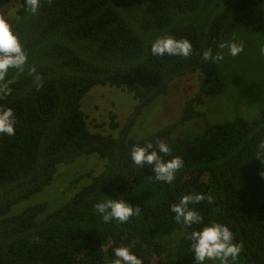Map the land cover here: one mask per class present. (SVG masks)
Instances as JSON below:
<instances>
[{
    "label": "trees",
    "instance_id": "1",
    "mask_svg": "<svg viewBox=\"0 0 264 264\" xmlns=\"http://www.w3.org/2000/svg\"><path fill=\"white\" fill-rule=\"evenodd\" d=\"M10 1L0 0V7ZM15 13L12 28L28 65L0 81V106L12 108L17 121L15 136L0 134V264H114L119 246L143 264H196L187 236L213 221L227 225L241 246L232 264H264V160L255 157L264 142V99L257 106L244 101L256 77H264V0H41L35 16L19 0ZM165 35L188 39L192 54L153 56L151 42ZM228 41L242 43L244 51L229 55L219 47ZM208 50L224 58L205 61ZM193 72L202 83L175 126L129 138L140 109L166 95L174 78ZM96 84L137 100L117 137L88 129L81 98ZM216 95L250 106L255 117L208 120L198 107ZM114 118L111 128L119 126ZM147 142L156 151L166 143L171 152L164 158L183 160L171 184L157 181L151 165L133 164V146ZM90 154L105 160L103 169L76 178L87 182L66 201L12 212L60 169ZM190 193L204 197L190 205L203 217L191 228L177 223L170 208ZM122 198L139 213L126 223H105L95 204Z\"/></svg>",
    "mask_w": 264,
    "mask_h": 264
},
{
    "label": "clouds",
    "instance_id": "2",
    "mask_svg": "<svg viewBox=\"0 0 264 264\" xmlns=\"http://www.w3.org/2000/svg\"><path fill=\"white\" fill-rule=\"evenodd\" d=\"M26 11L32 16L40 12L41 0H24ZM221 49H227L229 55L236 57L244 51L242 43L228 41L219 45ZM150 52L153 56H177L189 57L193 52L192 43L188 39H178L170 35L155 38L150 45ZM264 54V49L261 50ZM221 54L212 56L211 50L203 52L205 61L214 59L222 60ZM28 65V54L24 50L18 33L12 28L8 20L0 17V81L4 80L11 69L17 73H23ZM35 73L34 68L29 69ZM37 87L40 86L39 76H35ZM3 94H10V89L5 84ZM16 116L13 109L7 106H0V134L9 137L16 135ZM152 143L147 142L142 146H133L130 157L133 164L137 166L151 165L157 181L171 184L175 179L176 172L183 167V160L179 156L165 159L171 152L168 144L160 142L158 151L152 150ZM255 157L264 160V142L260 143ZM107 196V195H106ZM204 197L200 193L183 195L178 203L170 206L175 214L177 223L191 228L192 225L203 224V217L190 207L199 203ZM96 212L102 216L103 221L108 223L116 221L126 223L131 217L140 211L139 206H133L122 199H104L95 204ZM191 241V253L196 264H208L216 260L219 264H232L241 253V246L235 241L231 229L222 223L210 222L199 229H193L187 236ZM113 255L116 258L114 264H143L140 257L134 254L127 246L114 248Z\"/></svg>",
    "mask_w": 264,
    "mask_h": 264
},
{
    "label": "rangeland",
    "instance_id": "3",
    "mask_svg": "<svg viewBox=\"0 0 264 264\" xmlns=\"http://www.w3.org/2000/svg\"><path fill=\"white\" fill-rule=\"evenodd\" d=\"M18 4L19 0H11L8 4L0 7V17L7 19L11 26L17 21L15 10ZM256 80L257 86L246 92L244 101L248 105L257 106L259 101L264 99V77H256ZM201 83L202 77L198 72L186 73L174 78L169 83L166 95L157 97L140 109L141 111L136 116L129 132V138L140 140L158 129L171 124L175 126L176 119L180 116L185 102L197 93ZM136 104L137 100L131 93L119 87L101 84L93 85L81 98V108L86 113L88 129L99 130L102 134L113 137L119 135L120 129L131 116ZM248 109L251 107L248 106ZM198 110L205 111V118L210 121H223L234 115L252 119L256 115L255 112L247 111L243 105L236 104L232 102V99H227L223 95L205 97L204 103L198 107ZM112 114H115L114 121L119 125L116 128H111L109 125ZM192 121L202 124L204 119L195 118ZM176 126L175 131L180 128V125ZM104 162L105 160L97 158L94 154L80 156L72 164L60 169L43 191L15 205L12 212H18L25 206L41 202L46 203L47 209L57 207L66 201L82 183L87 182L86 178L75 180L76 178L89 169L92 170V174L99 173L104 167ZM208 264H219V262L213 260Z\"/></svg>",
    "mask_w": 264,
    "mask_h": 264
}]
</instances>
